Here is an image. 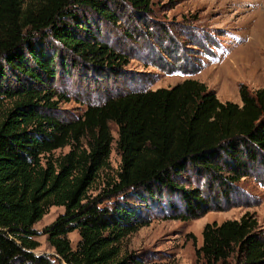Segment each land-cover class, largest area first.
I'll list each match as a JSON object with an SVG mask.
<instances>
[{"label": "trees", "instance_id": "1", "mask_svg": "<svg viewBox=\"0 0 264 264\" xmlns=\"http://www.w3.org/2000/svg\"><path fill=\"white\" fill-rule=\"evenodd\" d=\"M119 2L148 10L147 0H0V264H130L120 243L148 225L145 211L156 200L177 198L169 218L195 220L220 211L215 198L226 200L232 184L264 170L262 90L240 86L238 106L185 79L88 106L70 122L38 113L40 105L53 106L41 90L52 83L59 56L45 39L95 69L123 61L91 40L88 22L75 14L83 9L114 23L108 6ZM109 123L119 164L91 198L89 187L109 167ZM64 147L67 153L52 156ZM185 174L203 178L205 193L184 188ZM52 206L63 208L42 231L53 263L32 254V226ZM195 255L201 264H264V230L249 213L205 224Z\"/></svg>", "mask_w": 264, "mask_h": 264}, {"label": "rangeland", "instance_id": "2", "mask_svg": "<svg viewBox=\"0 0 264 264\" xmlns=\"http://www.w3.org/2000/svg\"><path fill=\"white\" fill-rule=\"evenodd\" d=\"M148 10L141 13L124 3L108 6L115 22L98 19L83 9H76L80 20L88 22L90 39L108 47L123 61H113L109 70L95 69L90 63L58 49L54 60L55 76L47 88L51 107L40 105L38 113L60 122L74 121L88 106L135 92L170 88L185 79L202 83L215 98L240 105L238 88L248 92H264V0H147ZM41 104V103H40ZM3 108L8 103H2ZM1 107V109H3ZM112 137L108 168L101 171L86 195L96 196L107 181L114 178L119 158L114 148L116 128L108 124ZM64 147L53 152L61 156ZM180 183L186 189H208L203 178L185 174ZM211 196V193L209 195ZM178 200L165 196L145 212L148 225L128 235L120 243L129 263L137 264H201L196 249L201 244L205 224L219 225L237 220L244 213L255 218L264 230V170L241 178L231 185L227 199L215 198L220 211H209L198 219H170L168 204ZM177 202V203H176ZM213 206V205H212ZM233 206V207H231ZM63 212L50 207L33 224L37 247L35 257L54 262L53 250L46 243L43 229ZM71 250L78 241L76 231L67 234ZM13 264H29L14 262Z\"/></svg>", "mask_w": 264, "mask_h": 264}]
</instances>
